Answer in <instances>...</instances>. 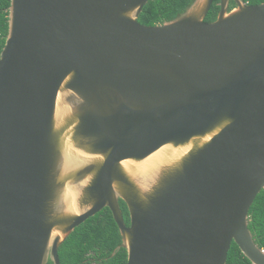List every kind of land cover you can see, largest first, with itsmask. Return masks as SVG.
<instances>
[{
  "label": "water",
  "instance_id": "water-1",
  "mask_svg": "<svg viewBox=\"0 0 264 264\" xmlns=\"http://www.w3.org/2000/svg\"><path fill=\"white\" fill-rule=\"evenodd\" d=\"M11 0L0 56V264H62L109 207L127 264H227L264 249V2ZM130 213L127 225L120 204Z\"/></svg>",
  "mask_w": 264,
  "mask_h": 264
},
{
  "label": "trees",
  "instance_id": "trees-1",
  "mask_svg": "<svg viewBox=\"0 0 264 264\" xmlns=\"http://www.w3.org/2000/svg\"><path fill=\"white\" fill-rule=\"evenodd\" d=\"M194 0H149L138 20L142 24L156 25L171 20L182 13ZM249 4H258L264 0H245ZM220 0L214 3L206 20L216 19L220 10ZM11 0H0V56L9 31V8ZM236 4L231 0V6ZM120 204L127 225H130V213L126 203ZM249 228L255 241L264 249V189L257 195L249 211ZM122 237L118 224L109 207L103 208L75 228L59 248L62 264H127V251L118 248ZM48 264H53L49 260ZM227 264H253L235 241L232 242Z\"/></svg>",
  "mask_w": 264,
  "mask_h": 264
}]
</instances>
